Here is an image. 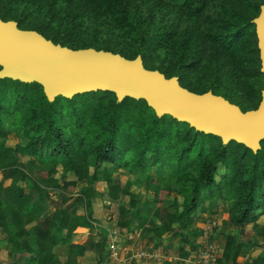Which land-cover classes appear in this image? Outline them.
<instances>
[{
  "label": "trees",
  "instance_id": "trees-1",
  "mask_svg": "<svg viewBox=\"0 0 264 264\" xmlns=\"http://www.w3.org/2000/svg\"><path fill=\"white\" fill-rule=\"evenodd\" d=\"M34 1L0 0V19L13 20L25 29L26 15L14 19L9 9L12 3ZM62 1L68 9L81 8L99 19L115 18L120 11L125 27L136 34L138 45H133L132 50L116 45L102 49L127 59L139 55L146 69L156 70L150 61L153 52L172 54L190 47L175 31L158 29L150 23L152 20L147 22L140 14L135 15L133 22L126 8L128 3L139 2L151 3L159 11L168 9L162 0ZM211 2L183 0L173 9L181 20L189 21L200 18ZM263 2L235 0L236 9L224 11L226 20L220 21L219 33L199 39L196 58L189 65H184L180 72L173 67L158 71L166 78L176 76L179 84L191 92L211 91L242 111L255 109L261 99L264 77L251 21L258 16ZM35 31L61 46L87 48L76 45L69 33L49 38L42 28ZM201 59H217L231 87L221 86L216 80L207 85L197 78L192 81L189 77L198 70ZM248 101L252 106L247 105ZM6 130L16 131L24 142L12 147L0 140V174L3 180H10L8 186L0 183V230L14 256L6 264H55V249L63 246L75 258L87 251L94 252L99 256L94 264H101L106 231L95 240L87 237L95 228L93 206L99 195L95 186L104 183L107 199L118 202L119 228L132 230L130 211L148 203L130 191L129 181L121 183L115 174L120 170L130 176L149 174L146 187L154 185L159 204L152 213L156 223L145 228V234L155 248L177 240L181 259L198 248L195 239L202 237L203 230L196 224L206 212L207 202L210 215L228 204L226 225L239 231L256 224L264 215V140L256 153L234 141L223 145L220 138L195 131L170 116L157 117L143 100L125 98L118 102L113 93L97 91L71 99L59 96L49 102L36 83L0 79V137H4ZM20 156L30 159V169L21 164ZM219 165L223 166V173L216 179ZM58 172L61 174L56 177ZM68 175L75 180L66 181ZM83 181L85 187L47 213L50 189L64 192L66 187ZM30 189L37 192L36 200L27 193ZM172 192L175 197L163 206L161 203ZM66 202L69 210L64 209ZM250 246L248 238L226 234L217 264H238L237 258L245 257ZM252 264H264V256L257 257Z\"/></svg>",
  "mask_w": 264,
  "mask_h": 264
},
{
  "label": "rangeland",
  "instance_id": "rangeland-1",
  "mask_svg": "<svg viewBox=\"0 0 264 264\" xmlns=\"http://www.w3.org/2000/svg\"><path fill=\"white\" fill-rule=\"evenodd\" d=\"M162 1L167 3L169 6L168 9L159 11L151 3L139 2H131L126 6L133 22H135V15L140 14L147 22L152 20L150 23L158 29L175 31L178 37L190 46L187 50H179L172 54L168 51L161 50L153 52L150 61L156 70L173 67L180 72L182 68L189 65L196 58L195 54L199 39L209 34L219 33L220 29L218 27L220 21L222 19L226 20L224 18V11L236 9L235 0H213L209 8L204 11L200 18L183 21L173 9L174 5L180 4L183 0ZM9 13L13 15L14 19H22L26 15L23 22L24 30L35 31V29L42 28L48 34L49 38L56 35L62 37L66 33H69L78 46L82 45L87 48L103 50L102 47L104 46L112 48L116 45L132 50L133 45H138L136 34L125 27L126 21L120 11L116 12L115 18L99 19L93 13L86 12L81 8L68 9L66 3L62 0L55 2H51L50 0H35L34 3L27 4L24 2L12 3ZM189 78L192 81H195V78H197L198 82L202 83V85H207L211 80H216L221 86L231 87L232 85L220 70V64L217 59H201L198 63V70L195 74L191 73ZM236 84H233V87ZM247 105L249 107L252 106V102L248 101ZM1 139H4L5 143L12 147L24 144L16 131L13 130H6L4 137H0ZM20 160L23 166L30 169V159L20 156ZM36 164L40 165V162L36 161ZM222 173L223 166L219 165L215 178L218 179ZM60 174L61 172H58L56 177ZM115 174L121 183L129 181L131 183L130 191L136 194L140 200L147 199L148 203L140 206L136 211H130V216L134 222V229L121 233L119 237L120 241L121 236L122 239H125L124 244L127 243L126 239L128 238L135 241L133 249L123 251L124 247L120 244L119 238L116 235V245L119 247H117V257H110L106 250L103 254L104 258L101 259V264H186L185 261L192 255V252L189 253L186 259H180L178 253L179 242L177 240L171 241L167 246L164 245L155 248L148 241L147 235L145 234L144 229L152 227L156 223L152 213L159 204L154 185H151L149 188L146 187L145 181L149 174L143 173L137 176H129L125 170L116 171ZM154 175V169H152L151 177L153 179ZM65 180L74 181L75 177L68 175ZM0 183L3 186H8L10 180H3L0 174ZM85 186L86 182L83 181L76 182L75 186L70 188L66 187L64 192L50 189L49 199L46 202L47 213H51L63 199L71 197ZM95 188L99 193L93 206L96 229L87 236L92 240L97 239L101 231L106 229V233L114 231V226H116L119 217L118 202H110L107 199L105 184L98 183ZM27 193L32 195L33 200L37 199V192L34 189L27 190ZM174 197L175 193L172 192L161 204L163 206L169 205ZM67 204L68 202H66V206L64 207L65 210L70 209ZM205 209L206 212L200 216V221L196 224V227L203 230L202 237L195 239V242L198 244L196 253L201 252L204 247L210 245L218 254V252L222 251L225 235L231 233L237 237L248 238L251 244L248 254L245 257L237 258L238 264H252V261L257 257L264 256V215L259 217L256 224H249L242 231H239L226 225L228 204L225 203L224 207L218 209L214 215L209 214L210 206L208 202L205 204ZM130 244L132 245V242ZM10 250L11 247L7 244L3 232L0 230V263L6 264L11 261L14 256L11 255ZM144 252L154 255V257L147 261L146 257H140V254ZM55 254V264H94L98 262V256L96 254L88 253L83 258H74L67 253L66 249H62V247L55 249ZM132 256H136L137 260L139 259L138 262L134 258H129L131 259L130 261L125 258ZM197 261L199 262L200 259L198 260L196 258L194 263Z\"/></svg>",
  "mask_w": 264,
  "mask_h": 264
},
{
  "label": "water",
  "instance_id": "water-1",
  "mask_svg": "<svg viewBox=\"0 0 264 264\" xmlns=\"http://www.w3.org/2000/svg\"><path fill=\"white\" fill-rule=\"evenodd\" d=\"M255 26L260 73L264 77V2L251 21ZM0 79L42 87L49 102L90 92L113 93L143 100L157 117L170 116L190 128L234 141L253 153L264 140V85L255 109L242 111L211 91L197 94L143 66L141 57L127 59L118 53L94 48L71 49L53 43L34 30L20 29L13 20L0 19Z\"/></svg>",
  "mask_w": 264,
  "mask_h": 264
},
{
  "label": "crops",
  "instance_id": "crops-1",
  "mask_svg": "<svg viewBox=\"0 0 264 264\" xmlns=\"http://www.w3.org/2000/svg\"><path fill=\"white\" fill-rule=\"evenodd\" d=\"M116 176H117V175H116ZM129 176H130V175H129ZM126 182H127V181H126ZM126 182H125V183H126ZM125 183H122V184H125ZM9 184H10V183H9ZM130 187H131V186H130ZM117 204H118V203H117ZM93 218H94V216H93ZM95 223H96V220H95V222H94V227H95L94 230L96 229V224H95ZM97 225H98V224H97ZM98 226H99V225H98ZM114 227H115V230H114V231H115L116 233L114 234L113 237H114L115 241H116V238H115L116 235H117V238H119L121 233H123V232H127V231H132V230L134 229V227H133L132 230H128V229H126V228H119V227H117V226H114ZM104 229H105V228H104ZM94 230H93V231H94ZM93 231H92V232H93ZM105 231L107 232V229L104 230V231H101V232H105ZM92 232H91V233H92ZM106 232H105V233H106ZM91 233H90V234H91ZM99 233H100V232H99ZM90 234H89V235H90ZM107 234H108V233H106V239H107ZM89 239H90V238H89ZM91 240H92V239H91ZM93 240H95V239H93ZM124 240H125V239H122V236H121V241H120V238H119L120 244L124 247V248H123V251H124V250L127 251V249H133L135 241H133L131 238H130V239L128 238V239H126V240H127V241H126L127 243L124 244V243H125ZM116 242H117V241H116ZM130 242H132V245L130 244ZM127 244H128V245H127ZM130 245H131V246H130ZM109 246H110V241H109V239H107V241H106V245H105V248H104V251H103V254H104V252H105L106 250H107L108 254H110V253H109ZM117 247H118V246H117ZM60 248H61V247H60ZM118 248H119V247H118ZM118 248H117V255H118ZM62 249H66V250H67V253H68V247H67V246H63ZM195 251H196V250H195ZM195 251H193V252H192V255H191V256L185 261L186 264H196V263L198 262V261H197V262L194 263V261L196 260V258L199 260V257H198V256H199V253H200V252H199V253H198V252L196 253ZM135 252H136V251H135ZM88 253H89V254H96V253H94V252L87 251L84 255L87 256ZM123 253H124V252H123ZM127 253H128V252H127ZM68 254H69V253H68ZM84 255L81 256V257H76V258H83V257H85ZM96 255H97V254H96ZM97 256H98V255H97ZM103 256H104V255H103ZM74 258H75V257H74ZM125 258H126L128 261L131 260V259H129V258H132V259L134 258L135 261H137V262H138V260H139V259L137 260V257H136V256L125 257ZM219 258H220V257H219ZM180 259H181V258H180ZM185 259H186V258H185ZM98 260H99V256H98ZM182 260H184V259H182ZM147 261H148V259H147ZM144 262H145V261H144Z\"/></svg>",
  "mask_w": 264,
  "mask_h": 264
},
{
  "label": "built area",
  "instance_id": "built-area-1",
  "mask_svg": "<svg viewBox=\"0 0 264 264\" xmlns=\"http://www.w3.org/2000/svg\"><path fill=\"white\" fill-rule=\"evenodd\" d=\"M113 233V234H112ZM116 232L112 231L111 233L108 232L107 234V239H109L110 241V246H109V255L110 257L116 258L117 257V245H116V241L114 239V234ZM220 252L215 251V249L208 245L206 247H204V249L199 253V259L200 261L197 262V264H217V260L219 259L220 256ZM140 257H146V259H151L152 257H154V255H151L149 253H141Z\"/></svg>",
  "mask_w": 264,
  "mask_h": 264
}]
</instances>
